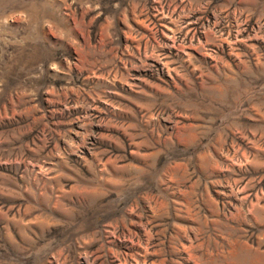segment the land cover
I'll list each match as a JSON object with an SVG mask.
<instances>
[{
  "label": "rangeland",
  "instance_id": "obj_1",
  "mask_svg": "<svg viewBox=\"0 0 264 264\" xmlns=\"http://www.w3.org/2000/svg\"><path fill=\"white\" fill-rule=\"evenodd\" d=\"M0 264H264V0H0Z\"/></svg>",
  "mask_w": 264,
  "mask_h": 264
},
{
  "label": "bare ground",
  "instance_id": "obj_2",
  "mask_svg": "<svg viewBox=\"0 0 264 264\" xmlns=\"http://www.w3.org/2000/svg\"><path fill=\"white\" fill-rule=\"evenodd\" d=\"M207 35V34H206Z\"/></svg>",
  "mask_w": 264,
  "mask_h": 264
}]
</instances>
